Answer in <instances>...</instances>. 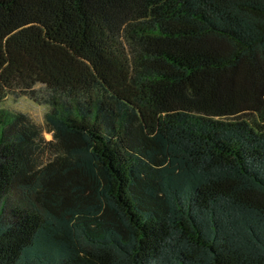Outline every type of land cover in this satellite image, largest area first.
<instances>
[{
  "label": "trees",
  "instance_id": "obj_1",
  "mask_svg": "<svg viewBox=\"0 0 264 264\" xmlns=\"http://www.w3.org/2000/svg\"><path fill=\"white\" fill-rule=\"evenodd\" d=\"M0 264H264V0H0Z\"/></svg>",
  "mask_w": 264,
  "mask_h": 264
},
{
  "label": "rangeland",
  "instance_id": "obj_2",
  "mask_svg": "<svg viewBox=\"0 0 264 264\" xmlns=\"http://www.w3.org/2000/svg\"><path fill=\"white\" fill-rule=\"evenodd\" d=\"M36 93L32 95H9L1 104L2 109L9 110L11 112H20L27 115L33 122L38 125H42L44 115L47 111V106L44 105L41 100L45 98L46 90L41 85H36ZM46 140H50L52 136L45 134Z\"/></svg>",
  "mask_w": 264,
  "mask_h": 264
}]
</instances>
